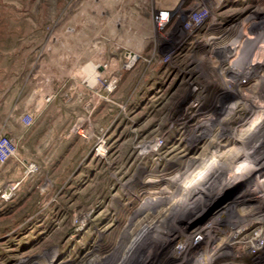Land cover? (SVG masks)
I'll use <instances>...</instances> for the list:
<instances>
[{"label":"rangeland","instance_id":"rangeland-1","mask_svg":"<svg viewBox=\"0 0 264 264\" xmlns=\"http://www.w3.org/2000/svg\"><path fill=\"white\" fill-rule=\"evenodd\" d=\"M159 2L0 0V136L16 145L0 164V264L16 263L23 255L37 259V264H84L114 248L128 210L138 208L146 192L155 187L183 192L191 181L202 183V179L205 185L215 183L204 188L206 193L201 190L205 197L200 203L175 211L181 226L143 264H175L185 239L182 234L220 213L244 215L257 206L253 220L264 221V152L255 175L220 187L211 172L207 178L192 172L230 150L224 135L221 140L210 135L218 141L214 146L192 148L195 155L205 153L191 165L180 169L166 164L171 142L195 121L199 110L170 124L187 97L170 96L174 85L166 90L165 66L154 61L160 50L150 14ZM252 2V6L260 3L264 14V0ZM133 53L138 60L127 68L126 57ZM216 79L218 75L206 86L222 93L216 107L224 110L242 92H230L223 80ZM259 94L264 95V83L259 84ZM211 104L205 99L199 107L209 111ZM28 115L31 123L25 119ZM101 137L107 149L98 158L96 142ZM156 137L163 150L152 154L148 145ZM30 164L37 169L31 172ZM234 164L219 173L226 174ZM222 224L226 230L218 231L220 225L214 228L215 240L194 241L183 264H194L191 261L206 251L225 248L231 233L241 228ZM153 225L151 216L134 225L124 256L132 246L151 244L147 237ZM243 248L241 243L234 251L225 248L212 264H264V251L244 254ZM46 250L50 252L43 256ZM121 251L114 263L123 258ZM235 254L240 260H232Z\"/></svg>","mask_w":264,"mask_h":264},{"label":"bare ground","instance_id":"bare-ground-1","mask_svg":"<svg viewBox=\"0 0 264 264\" xmlns=\"http://www.w3.org/2000/svg\"><path fill=\"white\" fill-rule=\"evenodd\" d=\"M261 17L263 18L264 14ZM259 29L254 32L243 33L239 36L238 40H233V42L228 43V45L222 49L214 50L215 58L210 60L206 65H200L198 63L196 66L195 64L189 66V63H186L185 57H178V59L167 61L158 58L159 60H162L159 62L164 65L166 69V90L168 91L174 85L176 87H174L173 90L171 89V94L178 92L179 88V97H187L184 100V103L180 105L178 111L179 117L176 121L170 119V124L175 125L181 117L192 113L194 110L195 112L199 110L195 121L193 120V122L181 130V136L177 140L171 142L168 147L165 156L168 167L171 168V166L176 165L175 168L182 169V167L191 165L200 158V153H205L200 152L198 155H195L193 154V151L191 152L192 148L196 149L204 145L214 146V144L218 143L216 140H221L219 138L224 135V142L230 146V150L222 156L218 155L204 161L194 169L192 176L207 178L208 173L211 172L210 175L216 176L217 184H219L218 186L220 187L227 182L248 179L255 175L260 169V163L263 158L261 155L264 152V95L261 96L259 94V84L264 83V19L263 24ZM212 52L213 51H211V53ZM216 52L221 53L224 58L216 56ZM137 60L138 56L136 54L129 56L125 62L126 67H132ZM225 61H231V65L224 67ZM97 66L98 65L95 67ZM172 68H175V77L169 76V72ZM208 71L210 74L206 75L205 72ZM217 74H219L218 79L215 81L221 82L223 80L230 92L233 90L242 92V97L238 100H234L232 105L226 107L224 110H219L216 107L222 93L215 90L209 91L210 87L207 88L206 86V83ZM247 83H249V85L244 86ZM206 91H209V93L205 94ZM205 96H211V98L208 99L205 98ZM205 99L212 101L211 110L209 111L199 107L204 103ZM262 99L263 101H261ZM258 100L261 101V104L257 106ZM242 108L244 111L240 113ZM256 112H258L256 117L250 121L251 115ZM239 113L240 116L237 115ZM236 116H238V118ZM214 134H217L218 136L216 140L210 137V135ZM104 142L105 140L102 137L96 142L97 150L95 155L98 158L103 157L106 153L105 151L107 148L104 145ZM148 147L152 154L162 153L163 150L162 146H157V137L150 140ZM232 162L235 163L234 166L229 168V170L226 171V174L221 175L222 173H219L220 170ZM202 183L199 181H191L188 186H186L185 191L177 193L165 189V187H155L146 192L141 205L136 209L128 210L129 216L127 223L119 232L120 238L118 237L119 239L112 244L111 248L115 245L114 248L109 251V253L106 252L103 255H94L90 258V261L88 260V262L84 264L145 263V259L149 254L156 251L162 242L169 240V238L174 235L173 232L177 231V225H179V219L181 216H177L176 212H180L183 208L191 207L200 203L205 197L200 193L201 190L203 193H206L208 189L212 188V184L215 182L211 184L210 180L205 185V181L202 179ZM207 185L208 189H204ZM257 185H259V183L255 186ZM254 189L256 188H253L252 191ZM169 205L171 209L167 208ZM254 209L247 211L244 215L236 213L234 216H231L224 212L220 213L203 226L194 227L187 233H183L182 235H184L185 239H182L183 242L181 247L176 251L177 261L175 264H183L188 261L187 258L191 251V246L197 238H203L207 240L206 242L215 240L218 234L215 233L214 228H217L219 225L220 227L217 228L218 231L221 233L224 232L227 226H224L222 222H227V224L231 225L238 224L241 227L239 230L231 233L229 242L225 247L226 249L234 251L233 249L241 243L242 248L244 247L242 252L244 254L264 251V230L261 229V225L264 221L253 220V217L258 213L257 211H254ZM150 216L152 224L154 225L150 232V236H148L147 239L151 240V244L146 245L145 247L143 244L132 246L129 252L124 256V245L129 235L133 232L134 225L137 222L148 219ZM230 217H232V219H230ZM180 226L181 224L179 227ZM254 230L257 231L252 233ZM193 233H195V236H193ZM176 234L177 237L180 236L181 238L180 231ZM188 235H190V237ZM142 248H144L145 251L141 253V256L138 259L132 260V256L140 252ZM225 248H219L218 252L214 251L210 253L209 251H206L195 257L191 263L212 264V261L216 260V258L218 259ZM120 249L122 250L120 253L121 258L122 256L123 258L114 263V256H116L115 254H117ZM49 252L50 251L46 250L42 255L45 256L49 254ZM118 256L119 255H117V258ZM231 258L234 261L240 260V256L236 254L231 256ZM35 260L37 259H30L29 255H23L18 262L12 264H37ZM45 264L52 263L48 262Z\"/></svg>","mask_w":264,"mask_h":264},{"label":"built area","instance_id":"built-area-1","mask_svg":"<svg viewBox=\"0 0 264 264\" xmlns=\"http://www.w3.org/2000/svg\"><path fill=\"white\" fill-rule=\"evenodd\" d=\"M252 3V0H160L150 14L154 32L158 35L156 49L160 50L154 61L185 57L189 66L206 65L215 58L214 50L238 40L243 33L261 28L263 13L259 11L260 3L256 6ZM218 52L215 55L224 58ZM133 54H128L126 59ZM230 65L231 61H225L224 67ZM174 71L175 68L170 70V77H175ZM205 73L210 74L209 71ZM25 119L32 122L30 115ZM15 151V143L6 136H0V164ZM36 169L35 165H29L31 172Z\"/></svg>","mask_w":264,"mask_h":264}]
</instances>
